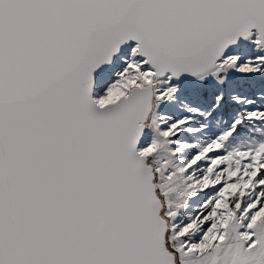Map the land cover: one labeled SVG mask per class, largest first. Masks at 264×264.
Wrapping results in <instances>:
<instances>
[{
    "label": "snow or ice",
    "instance_id": "1",
    "mask_svg": "<svg viewBox=\"0 0 264 264\" xmlns=\"http://www.w3.org/2000/svg\"><path fill=\"white\" fill-rule=\"evenodd\" d=\"M0 264H264V0H0Z\"/></svg>",
    "mask_w": 264,
    "mask_h": 264
}]
</instances>
